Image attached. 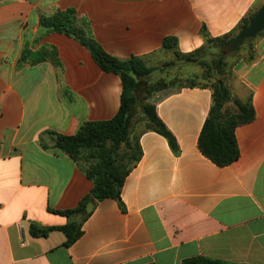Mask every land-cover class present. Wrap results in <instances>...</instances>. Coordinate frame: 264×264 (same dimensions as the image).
Masks as SVG:
<instances>
[{
  "label": "crops",
  "instance_id": "1",
  "mask_svg": "<svg viewBox=\"0 0 264 264\" xmlns=\"http://www.w3.org/2000/svg\"><path fill=\"white\" fill-rule=\"evenodd\" d=\"M263 0H0V264H182L208 258L264 264V34L253 59L232 68L236 94L251 93L252 122L238 126V159L219 168L198 150L211 91L184 88L158 96L156 114L179 153L153 132L138 135L140 161L126 177L121 201L96 202L82 235H29V226L61 227L92 183L56 149L46 132L74 135L85 122L118 112L121 81L103 72L74 39L44 33L40 16L73 9L102 50L151 66L165 38L187 54L233 31ZM38 38L39 41H38ZM54 48L51 61L19 64L22 51ZM161 61V60H160Z\"/></svg>",
  "mask_w": 264,
  "mask_h": 264
},
{
  "label": "trees",
  "instance_id": "2",
  "mask_svg": "<svg viewBox=\"0 0 264 264\" xmlns=\"http://www.w3.org/2000/svg\"><path fill=\"white\" fill-rule=\"evenodd\" d=\"M258 8L250 10L233 31L221 37L211 38L205 30H202L205 38L203 45L187 54L177 51L174 38H165L162 49L171 52L177 61L195 62L202 67L200 82H197V77H194L185 80V83L181 85L175 84V80L166 82L163 79L146 84L145 80L151 77L155 68L146 65L144 60L138 57L119 60L106 54L94 40L88 23L78 17L73 9L56 11L50 16H40L38 23L44 33L62 34L82 45L103 72L119 77L122 92L119 110L112 119L85 122L74 135L65 136L46 132L42 137V141L45 136L49 137L53 146L64 153L93 186L90 194L83 198L76 208L57 212L69 219L66 225L41 228L31 224L28 230L29 235L33 238H44L53 231H59L65 237L63 247L68 248L82 235V224L89 217L85 213V207L89 202L96 203L112 199L118 203L120 210L125 212L120 195L126 177L136 167L142 155L138 135L144 132L156 133L166 140L174 155L179 153L174 136L156 114L155 104L148 101L155 93L170 86L177 85L179 89L201 88L211 91L212 106L198 137V150L219 168L234 163L239 156L235 129L252 122L255 114L251 93H247L244 99L236 94L237 86L232 68L237 60H233L227 67L224 62L227 54L221 51V47L248 24ZM263 34L264 31L255 39L245 41L243 46L235 52L244 48L247 56L253 59L255 52L253 42ZM214 49L219 50L218 58L208 62L207 59ZM47 60L59 66L54 48L42 47L36 52L25 48L21 53L19 64L33 66ZM141 84H144L143 96L139 94ZM218 105L220 110L217 112ZM214 119L218 120L217 124L214 123ZM137 123H142L143 129L135 135L133 130ZM182 264L232 263L198 257L186 260Z\"/></svg>",
  "mask_w": 264,
  "mask_h": 264
},
{
  "label": "rangeland",
  "instance_id": "3",
  "mask_svg": "<svg viewBox=\"0 0 264 264\" xmlns=\"http://www.w3.org/2000/svg\"><path fill=\"white\" fill-rule=\"evenodd\" d=\"M259 38V37H258ZM245 49H241L238 52L228 54L224 57V62L229 67V64L236 60L238 57L245 54ZM219 50L214 49L212 51L211 56L207 59L208 62L215 60L218 58ZM161 60V61H160ZM152 67L155 68V71L151 75V77L147 78V83H155L159 80H165L166 82H170L175 80V84L181 85L185 83V80L197 77V82L201 81L202 78V67L198 66L195 62H181L177 61L172 55H161L156 57L155 62L152 64ZM213 67V66H212ZM175 85L173 87H168L167 89L155 93L153 96L149 98V102L152 103L155 99L158 98L161 94L169 93L178 90V86ZM143 87L144 84L140 85L139 94L143 96ZM139 116V115H137ZM141 129H143L142 123H137L133 130L134 134L136 135Z\"/></svg>",
  "mask_w": 264,
  "mask_h": 264
},
{
  "label": "water",
  "instance_id": "4",
  "mask_svg": "<svg viewBox=\"0 0 264 264\" xmlns=\"http://www.w3.org/2000/svg\"><path fill=\"white\" fill-rule=\"evenodd\" d=\"M264 31V0L261 6L256 11L255 15L251 18L248 24L243 27L236 36L231 39L227 44L221 47V51L224 54H232L238 48L242 47L247 40L255 39L261 32ZM220 110V106H216V111ZM218 120L214 119V123L217 124ZM95 203L89 202L85 207V213L89 215L94 209Z\"/></svg>",
  "mask_w": 264,
  "mask_h": 264
}]
</instances>
